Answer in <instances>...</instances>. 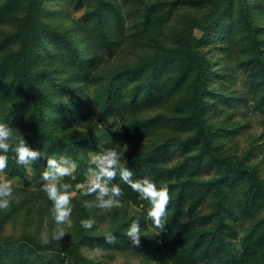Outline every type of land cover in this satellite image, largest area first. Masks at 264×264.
<instances>
[{
  "label": "trees",
  "instance_id": "trees-1",
  "mask_svg": "<svg viewBox=\"0 0 264 264\" xmlns=\"http://www.w3.org/2000/svg\"><path fill=\"white\" fill-rule=\"evenodd\" d=\"M46 1L0 0V122L42 153L27 166L7 153L3 173L24 184L14 186L19 203L0 211V264H94L84 245L136 255L137 264H264V129L240 147L245 122L221 109L234 100L264 108V0H78L86 24ZM240 67L253 105L228 87ZM172 146L181 158L168 165ZM89 148L121 153L133 179L170 176L157 185L171 195L165 231L141 228L132 244L125 230L136 218L152 227L150 205L117 174L110 184L122 189V207L86 209L95 196L77 189L72 232L51 239L52 201L30 188L28 168L42 185L47 156L70 157L76 169L61 182L72 191L87 179ZM88 218L91 230L80 225Z\"/></svg>",
  "mask_w": 264,
  "mask_h": 264
},
{
  "label": "clouds",
  "instance_id": "clouds-1",
  "mask_svg": "<svg viewBox=\"0 0 264 264\" xmlns=\"http://www.w3.org/2000/svg\"><path fill=\"white\" fill-rule=\"evenodd\" d=\"M10 150L15 152L16 162L24 166L33 164L42 157L41 151L27 146L24 137H16L12 128L0 122V173L7 168V153ZM89 163L87 179L83 185H77V188L81 190L83 196L94 195L95 201L83 200L84 208L91 210L95 207L106 211L122 207V189L118 184H110V181L119 174L120 179L137 192L141 199L149 202L147 219L152 222V228L156 230L153 236H159L165 231L167 210L171 202L167 185L157 187L149 177L133 179L132 170L121 163V153L113 148L92 154ZM76 166V162L68 156H47V167L41 177L43 181L41 190L52 201L51 212L56 225L51 234L52 240L60 241L66 233H69L67 229L73 227L71 201L75 193L70 190L69 184L61 181L63 177L72 175ZM14 193V182L5 176H0V211H8L13 202L19 203V198ZM95 224L96 221L92 218L80 221L81 227L85 230H91ZM125 235L131 239L134 246L140 245V237L145 234L141 229L139 218L131 221L125 230ZM104 237L107 243L116 242V237L111 232L106 233ZM42 242L49 241L45 239Z\"/></svg>",
  "mask_w": 264,
  "mask_h": 264
},
{
  "label": "rangeland",
  "instance_id": "rangeland-1",
  "mask_svg": "<svg viewBox=\"0 0 264 264\" xmlns=\"http://www.w3.org/2000/svg\"><path fill=\"white\" fill-rule=\"evenodd\" d=\"M45 5L47 7H53L59 11H64L67 12L68 14H70L71 17H74L76 19H78L81 23L86 24L87 22H85V18H84V8H78V0H58V1H49L47 0L45 2ZM129 7L126 6V10L129 11ZM128 25L131 26L134 22V19L136 18L135 15H128ZM196 34L200 35L201 31L196 29ZM102 52V54L104 56H106V52L104 50H100ZM229 89L230 88H235L236 90H238L239 93H244L245 94V101H250V103L253 105V101H254V93H253V89L254 86L252 84V77L249 74V72H247L245 69L243 70L242 67L237 69V75L235 78V81L233 83H230V85H228ZM246 104L245 102H240L238 100H234L231 101L230 103H224L221 105V109L222 110H231L234 113V120L233 121H240V122H245L244 128H241L240 130H238V144L240 147H242L245 144V140L247 135L250 132H261L264 129V108L263 107H252L249 106L248 104H246V106L244 105ZM219 109V113H216V118H220V113L224 112ZM118 120L117 116L112 117L110 119H108L107 121H105L103 123V125L105 126H113L116 121ZM135 143H128L125 145L124 147V154L128 153L132 148L134 147ZM182 149L178 148L177 146H172L171 148H169L167 154H166V158H164L165 163L168 165L174 164L175 162H178V160H180L181 156H180V151ZM94 153H98V151L95 148H89L88 150V156L89 159L91 158V155ZM263 166V173H264V162L262 164ZM29 167V166H28ZM207 170L209 171V169H204L202 168V172L206 173ZM28 172H29V179L31 181V186L30 188H41V184L40 182H38L37 180H34V172L31 170V168H28ZM174 173V172H173ZM170 175V174H168ZM0 176H5L7 177L4 173H0ZM71 176V175H70ZM66 177V176H65ZM62 178V180H64V178ZM145 177H149L150 179H152L156 185H158L161 182H164L166 180H169L170 176H168V178H159V177H155L152 173L146 175ZM8 179L12 180L14 182V186H22L24 184L22 179L19 178H11V177H7ZM85 182L80 183L79 185H83ZM77 186L72 190L75 195L77 194ZM74 195V196H75ZM187 206V204H186ZM133 207H138L139 209L143 210V203H141L139 206H134L132 205V207L130 208L131 210L133 209ZM208 211L207 208H205L203 210L204 213H206ZM187 214V212H186ZM230 219L234 218L233 216H229ZM73 221V227H74V220ZM247 223H249V219L247 220ZM73 227L71 229H67V231L70 233L73 230ZM142 229H144L145 231H150L153 230V228L149 225H143L141 227ZM8 233H13V226H11L10 224L7 226V230ZM82 251L84 253V255H86L87 257L91 258L92 260H94V264H137L138 262V257H136V255L133 254H128L125 252H113L111 254H108V251H105L103 249H101L100 247H98L97 245L95 246H89V245H84L82 248ZM25 257L26 258H32L34 257V253L30 251L29 247H25Z\"/></svg>",
  "mask_w": 264,
  "mask_h": 264
}]
</instances>
